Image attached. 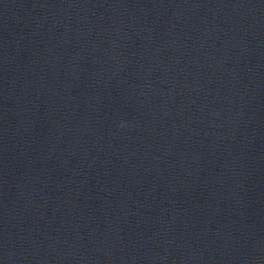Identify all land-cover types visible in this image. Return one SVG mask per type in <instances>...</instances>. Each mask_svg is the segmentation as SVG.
I'll return each mask as SVG.
<instances>
[{
    "label": "water",
    "instance_id": "water-1",
    "mask_svg": "<svg viewBox=\"0 0 264 264\" xmlns=\"http://www.w3.org/2000/svg\"><path fill=\"white\" fill-rule=\"evenodd\" d=\"M0 264H264V0H0Z\"/></svg>",
    "mask_w": 264,
    "mask_h": 264
}]
</instances>
